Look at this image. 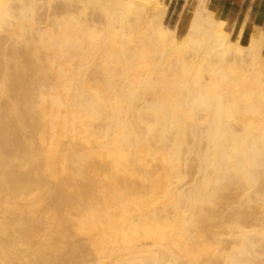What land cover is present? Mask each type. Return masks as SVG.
<instances>
[{"label":"bare ground","instance_id":"1","mask_svg":"<svg viewBox=\"0 0 264 264\" xmlns=\"http://www.w3.org/2000/svg\"><path fill=\"white\" fill-rule=\"evenodd\" d=\"M187 1L0 0V264H264V31Z\"/></svg>","mask_w":264,"mask_h":264},{"label":"crops","instance_id":"2","mask_svg":"<svg viewBox=\"0 0 264 264\" xmlns=\"http://www.w3.org/2000/svg\"><path fill=\"white\" fill-rule=\"evenodd\" d=\"M184 0H172V3ZM210 8L232 29L245 24L242 40H249L255 29L264 31V0H210Z\"/></svg>","mask_w":264,"mask_h":264},{"label":"rangeland","instance_id":"3","mask_svg":"<svg viewBox=\"0 0 264 264\" xmlns=\"http://www.w3.org/2000/svg\"><path fill=\"white\" fill-rule=\"evenodd\" d=\"M172 0H163V3L164 4H167L168 5V13H170V9H169V6L171 4ZM195 4V2L193 0H188L187 1V4H186V7L182 10V13L181 15L177 18V24H178V36L180 37L181 35H183V33L185 32L186 30V27H187V24H188V21H189V17H190V7H191V4ZM206 4H207V7L209 9L210 8V0H206ZM216 17L220 18L219 14L216 12ZM226 28L227 29H232V26H227L226 25ZM234 29V28H233ZM241 43L243 45H246L248 43V40H243L241 41ZM262 52H263V57H264V46H263V49H262Z\"/></svg>","mask_w":264,"mask_h":264}]
</instances>
